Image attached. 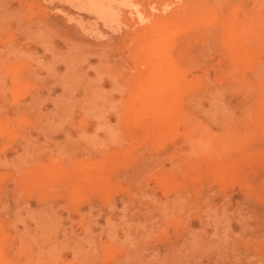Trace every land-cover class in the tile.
I'll use <instances>...</instances> for the list:
<instances>
[{
    "label": "rangeland",
    "instance_id": "rangeland-1",
    "mask_svg": "<svg viewBox=\"0 0 264 264\" xmlns=\"http://www.w3.org/2000/svg\"><path fill=\"white\" fill-rule=\"evenodd\" d=\"M0 264H264V0H0Z\"/></svg>",
    "mask_w": 264,
    "mask_h": 264
}]
</instances>
